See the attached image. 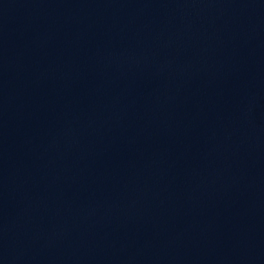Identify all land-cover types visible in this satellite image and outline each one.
Returning a JSON list of instances; mask_svg holds the SVG:
<instances>
[{
  "label": "water",
  "instance_id": "1",
  "mask_svg": "<svg viewBox=\"0 0 264 264\" xmlns=\"http://www.w3.org/2000/svg\"><path fill=\"white\" fill-rule=\"evenodd\" d=\"M0 264H264V0H0Z\"/></svg>",
  "mask_w": 264,
  "mask_h": 264
}]
</instances>
